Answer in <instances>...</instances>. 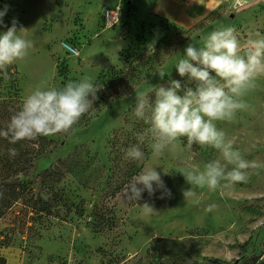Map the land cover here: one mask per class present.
<instances>
[{
  "label": "rangeland",
  "instance_id": "rangeland-1",
  "mask_svg": "<svg viewBox=\"0 0 264 264\" xmlns=\"http://www.w3.org/2000/svg\"><path fill=\"white\" fill-rule=\"evenodd\" d=\"M141 1L0 0V10L8 8L4 25L15 19L33 44L9 66L7 79L0 75V127L37 88L85 78L101 88L91 114L69 133L24 143L31 155L54 147L28 177H6L21 158L18 151L11 158L14 145L0 138V201L16 196L0 211V264L8 252L11 264H264V76L242 98L247 109L215 122L245 159L261 165L248 170L246 183L225 188L222 180L215 191L193 185L195 195L184 199L191 186L180 172L222 160L209 146L189 148L186 137L158 155L146 141L143 163L125 158L147 127L134 114L136 94L171 79L188 83L175 64L189 42L202 47L213 30L233 27L242 46L264 37V3L245 0L235 8L233 0H187L168 20L139 17ZM106 10L117 17L111 25ZM160 72L167 73L163 79ZM144 167L157 168L171 198L145 192L138 203L127 199L122 189ZM144 201L153 214L143 213ZM209 205L215 208L207 211Z\"/></svg>",
  "mask_w": 264,
  "mask_h": 264
},
{
  "label": "clouds",
  "instance_id": "clouds-1",
  "mask_svg": "<svg viewBox=\"0 0 264 264\" xmlns=\"http://www.w3.org/2000/svg\"><path fill=\"white\" fill-rule=\"evenodd\" d=\"M7 11V5L0 10V26L6 28L0 32V75L5 79L9 76V66L22 60L33 46L19 34L26 29L17 27L15 19L10 27L4 25L3 17ZM255 35L259 37L260 34ZM203 40L202 47L189 42L175 64L178 75L186 77L188 83L182 85L180 80L171 79L167 86H153L150 93L154 94V99L150 93L136 94L134 114L147 127L137 133L138 144L125 151L126 159L143 163L145 153L140 145L149 142L153 154L158 155L182 137L187 138L189 148L197 144L218 150L222 160L208 162L203 171L180 172L191 186L183 192L184 199L195 195L193 185L215 191L223 180L226 182L223 187L228 188L236 183H246L248 170L261 167L245 159L215 122L232 121L238 111L249 107L242 98L255 87V80L264 76V37L250 38L242 46L236 30L224 27L213 30ZM158 74L163 79L167 73ZM100 89L87 78L69 80L61 88H37L24 99L9 122L0 127V138L16 144L24 140L35 141L41 136L67 134L82 117L91 114ZM8 155L14 158L18 152L14 147L9 148ZM122 191L128 200L137 203L145 192L149 198L157 192H160L158 199L172 196L155 167H144ZM140 206L145 215L156 211L148 201ZM213 208L215 205H209L206 210Z\"/></svg>",
  "mask_w": 264,
  "mask_h": 264
},
{
  "label": "trees",
  "instance_id": "trees-1",
  "mask_svg": "<svg viewBox=\"0 0 264 264\" xmlns=\"http://www.w3.org/2000/svg\"><path fill=\"white\" fill-rule=\"evenodd\" d=\"M46 138L44 136H41L37 139V141H43ZM19 143L21 144L19 147ZM24 143H36V141H31V140H24V141H19L16 144H13L14 147L17 148V151L20 152V158L21 161L19 164H17V166L12 169L10 167L7 168V174L6 177L12 179L16 174L20 175L22 177H28L31 174H34L36 172V164L38 161L39 156H43L48 154L49 152H51L53 150L54 147H52L51 149L45 148V146L42 148L40 146V148H38L35 152V154L31 155L29 154L28 150L26 149L24 145ZM23 147V148H22ZM35 178L37 180L42 181L43 178V173H39L35 176ZM12 199L13 201L16 199V196L13 195L11 198L7 199L5 198L4 200L1 199L0 201V211L1 208H8L11 204L9 202V200ZM35 205L32 204V207ZM29 207H31V205H27ZM44 210H46L47 213H49V209L47 208V206H44ZM2 216V212H0V217ZM1 261L3 262L4 260L1 259Z\"/></svg>",
  "mask_w": 264,
  "mask_h": 264
},
{
  "label": "crops",
  "instance_id": "crops-1",
  "mask_svg": "<svg viewBox=\"0 0 264 264\" xmlns=\"http://www.w3.org/2000/svg\"><path fill=\"white\" fill-rule=\"evenodd\" d=\"M264 3V0H253ZM187 0H142L139 4L138 16L142 18L147 17V13L153 16V14H161L166 19L171 20L176 18L177 11L186 4ZM199 8H192L190 13L198 11ZM13 254L5 253V259L7 264L12 263Z\"/></svg>",
  "mask_w": 264,
  "mask_h": 264
},
{
  "label": "built area",
  "instance_id": "built-area-1",
  "mask_svg": "<svg viewBox=\"0 0 264 264\" xmlns=\"http://www.w3.org/2000/svg\"><path fill=\"white\" fill-rule=\"evenodd\" d=\"M244 3H245V0H242V3L240 4L237 3V0H233V5L235 8H241ZM104 16L110 25L114 23L115 19H117L115 13L108 11V10L104 12Z\"/></svg>",
  "mask_w": 264,
  "mask_h": 264
}]
</instances>
